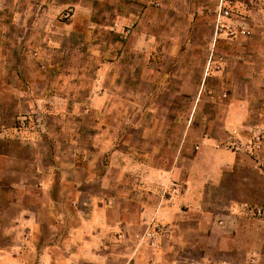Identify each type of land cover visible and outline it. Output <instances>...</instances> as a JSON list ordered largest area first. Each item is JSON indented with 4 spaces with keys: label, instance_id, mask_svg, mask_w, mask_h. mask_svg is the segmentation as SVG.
I'll use <instances>...</instances> for the list:
<instances>
[{
    "label": "crops",
    "instance_id": "obj_1",
    "mask_svg": "<svg viewBox=\"0 0 264 264\" xmlns=\"http://www.w3.org/2000/svg\"><path fill=\"white\" fill-rule=\"evenodd\" d=\"M149 1L0 0V23L35 35L26 41L40 92L57 97L49 106L94 123L87 138L103 158L44 163L38 150L31 206L24 183L0 180V264H264V0H237L249 33L232 39L182 0L161 2L187 13L175 26L188 31L162 35L166 16L152 23ZM86 63L94 83L82 89ZM46 138L52 157L56 139L80 136L48 127Z\"/></svg>",
    "mask_w": 264,
    "mask_h": 264
},
{
    "label": "rangeland",
    "instance_id": "obj_2",
    "mask_svg": "<svg viewBox=\"0 0 264 264\" xmlns=\"http://www.w3.org/2000/svg\"><path fill=\"white\" fill-rule=\"evenodd\" d=\"M162 2L161 0H151L147 2L148 6L155 8L157 11L153 16L152 23H158V12L162 11L161 9L164 11L161 15L164 14L166 16V34L162 32L164 29H160L158 26H155L154 30L156 32H162L163 34H161L165 36H181L185 34L188 28H184V23H178L176 26L175 23H177L178 20H187V13L181 12L180 9L179 12L176 11L174 8L175 6L166 8L163 6L164 2L163 4ZM167 2L169 5L173 4L172 0H167ZM192 2L199 7L193 14V18L197 16L204 17L207 19L210 28L211 23H215L216 38H230L226 35H216V23L220 16L221 0H182L179 3L185 8ZM236 2L237 0H233V7L237 10ZM11 11V9H8L6 12L5 16L7 20L12 16ZM188 14H190V12ZM73 15L74 12L68 9L59 15V20L67 22L73 18ZM128 28L122 29L120 35L123 34L126 36L130 34ZM32 37L35 38V35L31 36V33L27 32V29L24 26H20L18 23H0V153H8L6 157H0V180L5 184L24 183L27 187L25 197L26 201L28 200V206H31L32 200L34 199L30 195L31 165L37 162L38 150L49 153L48 156L44 155V163H50L52 160L56 164H64L73 162L74 160H79L77 162H86L90 160V162L97 163L103 160V158L98 156L96 151L94 152L95 148L92 146L93 141L87 138L88 133L94 132V123L88 122L87 124H79L75 119L71 121L63 120L61 118V113L65 111L62 109L53 110L50 107L52 101H55L57 97L48 98L46 97L47 93L43 94L40 92L43 84L41 85L36 82L35 75L33 76L34 67L38 65L40 61H38L35 54L32 52L31 44L27 42L31 41ZM37 40L40 42L39 39ZM169 43L170 40H167V44ZM121 51L122 49L120 50V54ZM120 54L117 56L113 55L116 56L115 58H110V56H107V58L109 61L116 62ZM86 65L87 68L90 69V73H85V75L80 74V76L77 75L80 77L78 85L82 89L85 85H88L89 82L94 83L93 72L96 68L93 64L86 63ZM113 70L117 71L120 75L118 83H125V76L122 72L123 65L119 64V66ZM107 78H109V75H107ZM69 86L72 87V85ZM79 95L83 99L89 97L88 94H86V89L82 90V92L80 91ZM70 110L73 115L77 116L81 112L80 108H71ZM89 114L90 113H87L86 115L88 116ZM48 127L51 129L53 135L55 133V137L61 138L66 132H70L72 135L76 133L79 134L80 138L69 140L62 138L57 140L54 138L56 139L54 147H56L57 150L51 157L49 151L53 142L51 143L50 139L47 140L46 138ZM78 129L83 132L78 131ZM252 145H254V143L248 146ZM83 149L91 152L90 155H86L85 158L80 156L78 152L80 153ZM61 190L60 188V192ZM4 193L7 197L10 195L9 191H4ZM150 238L154 241L162 237L155 235L150 236ZM173 255L174 254L171 253L172 258ZM156 263L158 264L159 262Z\"/></svg>",
    "mask_w": 264,
    "mask_h": 264
},
{
    "label": "built area",
    "instance_id": "obj_3",
    "mask_svg": "<svg viewBox=\"0 0 264 264\" xmlns=\"http://www.w3.org/2000/svg\"><path fill=\"white\" fill-rule=\"evenodd\" d=\"M233 7V0H221L220 16L216 23V35H226L235 38L249 33L244 23H236L237 10Z\"/></svg>",
    "mask_w": 264,
    "mask_h": 264
}]
</instances>
